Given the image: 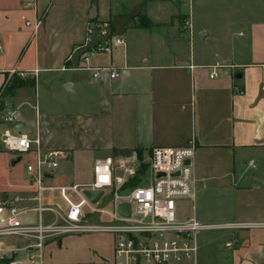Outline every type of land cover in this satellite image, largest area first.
Instances as JSON below:
<instances>
[{"label": "crops", "instance_id": "crops-1", "mask_svg": "<svg viewBox=\"0 0 264 264\" xmlns=\"http://www.w3.org/2000/svg\"><path fill=\"white\" fill-rule=\"evenodd\" d=\"M121 3L0 0V116L12 113L19 133L38 139L41 152L62 153L53 187L88 185L85 171L92 175L97 159L147 163L155 147L194 141V210L180 218L248 225L220 230L227 232L225 264H264V0ZM138 6L141 15L124 26L126 46L90 57L93 67L121 68L118 79L95 80L72 68L68 59L83 46L89 23H113ZM144 20L151 26L137 27ZM12 75L33 86L5 96ZM24 176L17 190L3 192L30 195ZM53 193L52 204L59 199ZM87 235L104 238L91 243L95 259L71 246ZM113 245L107 233L67 235L47 241L44 264H64L57 257L64 249L71 264H123Z\"/></svg>", "mask_w": 264, "mask_h": 264}, {"label": "built area", "instance_id": "built-area-1", "mask_svg": "<svg viewBox=\"0 0 264 264\" xmlns=\"http://www.w3.org/2000/svg\"><path fill=\"white\" fill-rule=\"evenodd\" d=\"M31 25L36 33L42 19H37ZM26 26H30V23L26 22ZM94 26L97 35L106 36V41L88 48L79 57L80 62L72 68L89 71L95 80L104 76L116 80L122 75L121 68L93 67L90 57L110 55L115 48H124L125 39L122 35H116L109 23H89L85 42L80 49L90 43ZM62 70H66V67ZM20 77L24 79L25 74H20ZM238 92L241 93L240 90ZM0 143L5 151L15 155L14 158L20 156L22 160L25 155L33 158L25 166L32 193L0 201V264H44L47 241L88 233L112 235L114 258L119 263L195 264L199 233L209 235L220 230L249 227L233 223H201L194 217L180 218L182 202L189 203L190 209L194 210L196 193L191 167L197 150L194 141L175 148L155 147L147 163L112 157L97 159L88 185L58 187L46 184V180L52 178L53 169L57 167L62 153L41 152L38 149L39 140L20 134L10 112L0 119ZM142 165H145L144 169ZM84 189L103 191L100 201L105 190H110L113 210L91 204L82 194ZM124 190L129 191L128 194L122 195ZM53 192L57 193L62 205L47 202L45 194ZM69 192L75 195V199ZM121 203L130 205L128 217L117 213V206ZM30 213L35 214V219L23 221L22 218ZM44 213L49 214L51 219L44 220ZM89 215L97 218L91 222ZM230 247L232 243H225V248Z\"/></svg>", "mask_w": 264, "mask_h": 264}, {"label": "rangeland", "instance_id": "rangeland-1", "mask_svg": "<svg viewBox=\"0 0 264 264\" xmlns=\"http://www.w3.org/2000/svg\"><path fill=\"white\" fill-rule=\"evenodd\" d=\"M121 1L123 0H114V2L118 3L119 5L122 4ZM13 79H14L13 75L7 79V85L5 86L3 91H6L7 89H9L10 83L12 82ZM3 116L4 115H1L0 119ZM13 157H15V155L13 153L5 151L0 143V201L2 199H10L14 197L21 198V197H25L29 195V193L24 194L22 192H9V193L3 192V191L17 190V188H19L18 186H22V182H25V176H24L25 166L27 163H31L33 161L31 156L25 155L23 156V159L21 161H19L18 163L12 166L10 163L11 161L14 160ZM55 170L56 169H53V173L55 172ZM53 173H52V176H53ZM55 178H56V175L54 179ZM85 178L87 182H90L92 180V175L87 170L85 171ZM51 179L46 180V184H51L52 182H54L53 179L52 180ZM128 192L129 191L124 190L121 192V194L126 195L128 194ZM52 195L54 197L55 193H53ZM69 195L72 198H75V195H72L70 192H69ZM45 196L47 199V193L45 194ZM111 200H112V194H110V190L107 189L105 190V195L103 199L99 203L96 204V207H102L109 211H112L113 208L111 205ZM53 202L55 205H59V204L62 205L61 201L58 198H53ZM180 214H183V215L192 214V211L186 202L181 203ZM35 217H36L35 214L30 213L26 215L25 217H23L22 220L32 221L35 219ZM43 218L44 220H50L51 216L47 213H44ZM96 218L97 216H94V215L88 216V220L91 222L94 221ZM226 234L227 232L225 231H216L214 232L213 235H207L206 233H199L197 236L198 253H197L195 264H225L226 254L224 253L226 252H224L225 250H224L223 245H224V240L226 238L225 237ZM99 237L100 236L87 235L84 238L73 241L72 242L73 245L71 246H73L74 249L76 248L77 249H83V248L87 249L89 251L86 254L88 255L87 258L95 259L96 253L94 249L92 248L91 243L95 241L101 242L102 239H104V238H99ZM69 251L70 250L65 251L64 249L61 252H59L57 256L64 264H71L69 263V258L71 256V253Z\"/></svg>", "mask_w": 264, "mask_h": 264}, {"label": "water", "instance_id": "water-1", "mask_svg": "<svg viewBox=\"0 0 264 264\" xmlns=\"http://www.w3.org/2000/svg\"><path fill=\"white\" fill-rule=\"evenodd\" d=\"M141 7L138 6L132 10H130L127 14H125L122 17H117L114 19L112 26H113V31L116 35H122L124 26L127 25V23L132 20L134 17H136L140 13ZM97 28L94 26L93 27V34L90 37V43L84 47L83 49H80L77 53H75L72 57V62L73 64H77L79 57L87 51L88 48L91 46H96L99 42H105L107 37H100L97 35ZM21 127L18 126L16 129H20ZM21 161V157L18 156L14 159L12 162V165L15 163H18ZM160 176V175H158ZM82 194L86 197V199L91 203V204H97L101 197L103 196V191L101 190H92V189H84L82 191ZM117 213L121 216L128 217L130 214V205L128 203H121L117 206L116 209ZM211 234V233H210Z\"/></svg>", "mask_w": 264, "mask_h": 264}, {"label": "trees", "instance_id": "trees-1", "mask_svg": "<svg viewBox=\"0 0 264 264\" xmlns=\"http://www.w3.org/2000/svg\"><path fill=\"white\" fill-rule=\"evenodd\" d=\"M140 15L141 14H138V16H140ZM108 23H109V25L111 27V30H113L112 22L109 21ZM150 26H151V24L148 21L144 20L143 22H140L137 27H139V28H149ZM25 85L29 86V87L33 86V84L30 83V82H26L25 83L22 80H21V82L20 81L17 82L16 80L13 79V81L10 83L9 89H7L4 94H5V96L10 95L15 89L21 88V87H23ZM118 152H119L120 155H123L125 157L130 156L131 153H132V151H128V150H123V151H118ZM139 156H140V154L137 153V158L138 159H140ZM144 168H145V165H142V169H144Z\"/></svg>", "mask_w": 264, "mask_h": 264}]
</instances>
